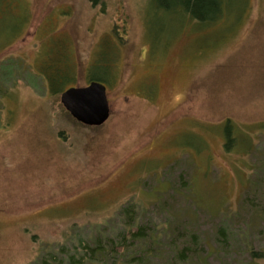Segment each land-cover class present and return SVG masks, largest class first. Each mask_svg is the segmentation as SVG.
Listing matches in <instances>:
<instances>
[{
  "label": "rangeland",
  "instance_id": "obj_1",
  "mask_svg": "<svg viewBox=\"0 0 264 264\" xmlns=\"http://www.w3.org/2000/svg\"><path fill=\"white\" fill-rule=\"evenodd\" d=\"M224 2L205 23L147 0H0V264L66 260L124 230L127 205L196 234L207 264H264V0ZM60 74V92L106 87L104 125L68 115Z\"/></svg>",
  "mask_w": 264,
  "mask_h": 264
},
{
  "label": "trees",
  "instance_id": "obj_2",
  "mask_svg": "<svg viewBox=\"0 0 264 264\" xmlns=\"http://www.w3.org/2000/svg\"><path fill=\"white\" fill-rule=\"evenodd\" d=\"M147 1L152 7L155 5L157 7L155 9L168 11L169 14L180 11L182 17L185 14L191 20L205 23L219 20L225 6L224 0ZM61 76V78L59 76L47 77L48 91L53 95L62 93L60 91L66 83L67 77ZM225 134V146L229 149L236 139L231 136L229 127H226ZM253 184L255 188L259 187L257 182ZM183 186L186 187L185 184ZM247 204L251 205V201L246 198L244 205L248 206ZM136 214L131 205L121 208L120 215L124 219L122 221L125 224L124 230L118 231L115 236L110 238H103L104 241L98 237L93 239L89 245L81 244L80 252L74 251L66 260L51 255L47 259L40 260L38 264H207L208 252H205L203 241L196 234H180L177 229H173L171 233L167 234V228L158 231L153 226L150 230V224L140 226L136 224L138 219ZM227 239L226 229L218 228L215 240L220 242L223 247ZM179 245L182 247L179 248ZM252 256L257 257L259 254L256 253Z\"/></svg>",
  "mask_w": 264,
  "mask_h": 264
},
{
  "label": "water",
  "instance_id": "obj_3",
  "mask_svg": "<svg viewBox=\"0 0 264 264\" xmlns=\"http://www.w3.org/2000/svg\"><path fill=\"white\" fill-rule=\"evenodd\" d=\"M60 104L75 122L85 127H101L110 117L106 87L97 81L65 90Z\"/></svg>",
  "mask_w": 264,
  "mask_h": 264
}]
</instances>
